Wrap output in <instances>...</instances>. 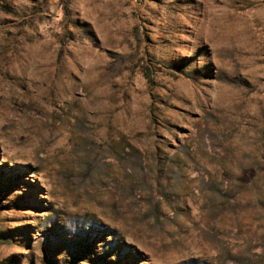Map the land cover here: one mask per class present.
I'll use <instances>...</instances> for the list:
<instances>
[{"label":"rangeland","instance_id":"obj_1","mask_svg":"<svg viewBox=\"0 0 264 264\" xmlns=\"http://www.w3.org/2000/svg\"><path fill=\"white\" fill-rule=\"evenodd\" d=\"M0 264H264V0H0Z\"/></svg>","mask_w":264,"mask_h":264},{"label":"trees","instance_id":"obj_2","mask_svg":"<svg viewBox=\"0 0 264 264\" xmlns=\"http://www.w3.org/2000/svg\"><path fill=\"white\" fill-rule=\"evenodd\" d=\"M0 240H4V237L3 238H1ZM1 243V242H0Z\"/></svg>","mask_w":264,"mask_h":264}]
</instances>
